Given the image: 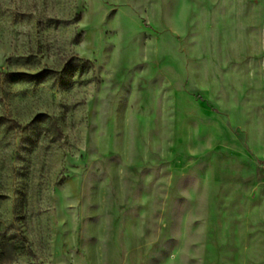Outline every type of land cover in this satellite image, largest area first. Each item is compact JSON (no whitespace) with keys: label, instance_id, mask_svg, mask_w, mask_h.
Returning <instances> with one entry per match:
<instances>
[{"label":"rangeland","instance_id":"374dc122","mask_svg":"<svg viewBox=\"0 0 264 264\" xmlns=\"http://www.w3.org/2000/svg\"><path fill=\"white\" fill-rule=\"evenodd\" d=\"M0 264H264V0H0Z\"/></svg>","mask_w":264,"mask_h":264},{"label":"trees","instance_id":"16d2710c","mask_svg":"<svg viewBox=\"0 0 264 264\" xmlns=\"http://www.w3.org/2000/svg\"><path fill=\"white\" fill-rule=\"evenodd\" d=\"M37 78L39 77V76H36Z\"/></svg>","mask_w":264,"mask_h":264}]
</instances>
